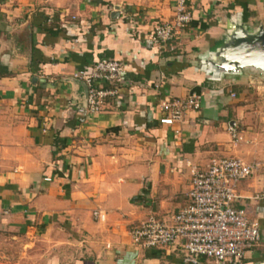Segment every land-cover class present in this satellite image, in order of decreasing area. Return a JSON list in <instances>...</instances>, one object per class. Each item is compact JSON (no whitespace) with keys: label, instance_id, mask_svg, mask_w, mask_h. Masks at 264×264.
Instances as JSON below:
<instances>
[{"label":"crops","instance_id":"0c3cea01","mask_svg":"<svg viewBox=\"0 0 264 264\" xmlns=\"http://www.w3.org/2000/svg\"><path fill=\"white\" fill-rule=\"evenodd\" d=\"M173 3L0 0V264H185L181 241L142 247L129 230L168 221L188 203L190 167L230 157L260 164L232 206L261 239L226 264H264V73L209 65L233 24L264 29V0H187L190 24L154 48L147 32ZM102 58L123 63L124 82L90 113L73 75ZM190 93L198 110L158 123L161 99Z\"/></svg>","mask_w":264,"mask_h":264},{"label":"built area","instance_id":"2783aa9c","mask_svg":"<svg viewBox=\"0 0 264 264\" xmlns=\"http://www.w3.org/2000/svg\"><path fill=\"white\" fill-rule=\"evenodd\" d=\"M192 15L187 0H174L171 17L157 22L147 32L152 47L162 49L190 24ZM125 68L121 61L102 58L89 71H77L74 77L86 87V108L90 113L100 110L104 100L118 93L124 82ZM202 97L190 93L186 97L161 99L158 108L161 125L172 126L182 121L186 112L198 110ZM228 132L234 143L242 137L234 127ZM259 163L247 164L239 158L212 159L204 169L191 166L188 203L172 214L168 221L149 215L129 230L132 243L142 247H158L181 241L185 264H199L200 258L214 264L238 262L261 239L257 222L247 219L241 209L234 208L238 183L249 177ZM49 180V178H45ZM264 193L254 195L263 199ZM95 217L103 218L94 210Z\"/></svg>","mask_w":264,"mask_h":264},{"label":"water","instance_id":"95a60500","mask_svg":"<svg viewBox=\"0 0 264 264\" xmlns=\"http://www.w3.org/2000/svg\"><path fill=\"white\" fill-rule=\"evenodd\" d=\"M116 14V13H115ZM218 73L236 74L240 69L253 68L264 73V29L248 31L241 25L233 24L223 44L211 54L209 62ZM84 103L86 104V87Z\"/></svg>","mask_w":264,"mask_h":264}]
</instances>
